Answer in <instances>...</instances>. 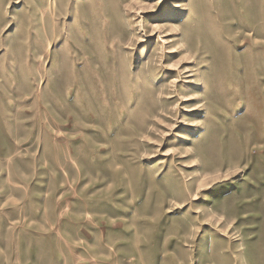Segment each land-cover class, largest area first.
I'll use <instances>...</instances> for the list:
<instances>
[{"label": "rangeland", "instance_id": "374dc122", "mask_svg": "<svg viewBox=\"0 0 264 264\" xmlns=\"http://www.w3.org/2000/svg\"><path fill=\"white\" fill-rule=\"evenodd\" d=\"M0 264H264V0H0Z\"/></svg>", "mask_w": 264, "mask_h": 264}]
</instances>
